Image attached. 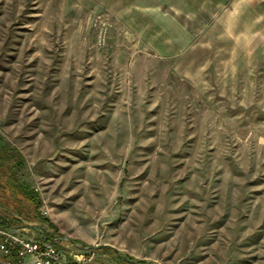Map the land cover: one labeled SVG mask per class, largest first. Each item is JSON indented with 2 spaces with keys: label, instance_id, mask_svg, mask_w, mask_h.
I'll return each mask as SVG.
<instances>
[{
  "label": "rangeland",
  "instance_id": "374dc122",
  "mask_svg": "<svg viewBox=\"0 0 264 264\" xmlns=\"http://www.w3.org/2000/svg\"><path fill=\"white\" fill-rule=\"evenodd\" d=\"M0 217L135 264H264V0H0Z\"/></svg>",
  "mask_w": 264,
  "mask_h": 264
},
{
  "label": "built area",
  "instance_id": "2783aa9c",
  "mask_svg": "<svg viewBox=\"0 0 264 264\" xmlns=\"http://www.w3.org/2000/svg\"><path fill=\"white\" fill-rule=\"evenodd\" d=\"M22 230L0 227V264H91L96 255L94 248L62 247L48 235L29 237Z\"/></svg>",
  "mask_w": 264,
  "mask_h": 264
},
{
  "label": "crops",
  "instance_id": "0c3cea01",
  "mask_svg": "<svg viewBox=\"0 0 264 264\" xmlns=\"http://www.w3.org/2000/svg\"><path fill=\"white\" fill-rule=\"evenodd\" d=\"M91 264H135V263L129 262L126 258H121L116 254H111L108 252L103 253L97 251Z\"/></svg>",
  "mask_w": 264,
  "mask_h": 264
},
{
  "label": "trees",
  "instance_id": "16d2710c",
  "mask_svg": "<svg viewBox=\"0 0 264 264\" xmlns=\"http://www.w3.org/2000/svg\"><path fill=\"white\" fill-rule=\"evenodd\" d=\"M0 223H1V224H4L5 227H10V226L13 225L12 221H11L10 219L6 218V217H3V218L0 217ZM49 238H50V239H53V238H51V237H49Z\"/></svg>",
  "mask_w": 264,
  "mask_h": 264
}]
</instances>
